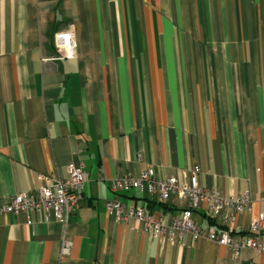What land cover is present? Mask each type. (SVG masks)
I'll return each instance as SVG.
<instances>
[{
	"label": "crops",
	"instance_id": "crops-1",
	"mask_svg": "<svg viewBox=\"0 0 264 264\" xmlns=\"http://www.w3.org/2000/svg\"><path fill=\"white\" fill-rule=\"evenodd\" d=\"M66 31L71 59L53 43ZM70 163L87 173L78 208L65 224L0 216V264H264L189 235L161 241L106 209L115 179L183 182L199 166L202 188L249 195L234 231L264 213V0H0V204ZM119 200L164 225L186 208L138 190ZM192 219L220 229L205 203Z\"/></svg>",
	"mask_w": 264,
	"mask_h": 264
},
{
	"label": "built area",
	"instance_id": "built-area-1",
	"mask_svg": "<svg viewBox=\"0 0 264 264\" xmlns=\"http://www.w3.org/2000/svg\"><path fill=\"white\" fill-rule=\"evenodd\" d=\"M54 48L62 58L71 59L76 48V39L72 31L55 34ZM67 177L53 179L41 176L42 185L32 190L15 194L0 204V216L23 215L28 224L30 216L35 213L44 214L46 221L65 224L69 216L75 212L82 199L87 183V173L82 163H70L66 168ZM199 166H194L187 181L180 182L175 176L163 180L154 177L148 169L139 177H123L110 184L115 198L108 201L106 209L117 222L139 221L146 232L154 238L171 244L181 243L185 235L193 239H205L220 246L227 247L237 258L243 249H251L264 254V244L260 237L264 235V213L251 220L247 229L234 231V223L238 215L250 212L251 200L244 194L237 199L225 198L220 191L206 190L198 183ZM129 190L146 192L158 202H166L171 197L185 201L186 208L181 216L172 218L168 224H162L160 217L147 213L143 208L126 207L119 200V195ZM200 203H205L208 217L220 229L201 228L192 219V213ZM69 244L62 242L61 254L67 253Z\"/></svg>",
	"mask_w": 264,
	"mask_h": 264
}]
</instances>
